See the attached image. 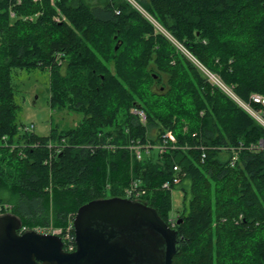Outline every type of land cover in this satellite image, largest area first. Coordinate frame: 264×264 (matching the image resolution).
<instances>
[{"label": "trees", "instance_id": "16d2710c", "mask_svg": "<svg viewBox=\"0 0 264 264\" xmlns=\"http://www.w3.org/2000/svg\"><path fill=\"white\" fill-rule=\"evenodd\" d=\"M135 1L148 16L128 0H0V202L25 228L63 226L135 181L177 229L173 264H264V127L207 74L264 96V0ZM34 67L79 123L22 127L11 75ZM132 142L151 149L137 159Z\"/></svg>", "mask_w": 264, "mask_h": 264}, {"label": "water", "instance_id": "95a60500", "mask_svg": "<svg viewBox=\"0 0 264 264\" xmlns=\"http://www.w3.org/2000/svg\"><path fill=\"white\" fill-rule=\"evenodd\" d=\"M71 222L76 247L67 252L59 235L20 232L17 215H0V264H173L178 252L177 229L141 200L92 199Z\"/></svg>", "mask_w": 264, "mask_h": 264}, {"label": "rangeland", "instance_id": "374dc122", "mask_svg": "<svg viewBox=\"0 0 264 264\" xmlns=\"http://www.w3.org/2000/svg\"><path fill=\"white\" fill-rule=\"evenodd\" d=\"M139 11L148 16L144 9L135 1L128 0ZM90 4H102L103 0H86ZM60 12V11H58ZM53 19L57 22L64 20V15L56 13ZM154 24L161 30L160 25L154 21ZM12 84L14 86V99L17 104V114L23 128L30 129L38 135H46L52 126L59 128L70 127L80 122L81 115L68 108L62 110L51 109L48 103V81L47 70H40L37 67L12 71ZM181 193L178 189L172 191V209L180 205ZM174 213V212H173ZM74 216L69 215L67 223L63 226H57L50 221L49 227H67ZM71 220V221H70ZM38 227V226H37ZM32 227V228H37Z\"/></svg>", "mask_w": 264, "mask_h": 264}, {"label": "built area", "instance_id": "2783aa9c", "mask_svg": "<svg viewBox=\"0 0 264 264\" xmlns=\"http://www.w3.org/2000/svg\"><path fill=\"white\" fill-rule=\"evenodd\" d=\"M20 0H16V2ZM210 79L219 86L221 90L227 93L239 106H241L246 112H248L258 123H260L264 127V116H263V107H264V96L258 93L251 95L252 103L245 102L244 100L240 99L236 96L233 92L232 88L223 83L218 77L214 74L207 72ZM132 111L137 113L140 116V120L145 122L146 116L141 109L133 108ZM27 129V128H25ZM30 130V129H28ZM168 141H174V135L167 131L162 136V142L158 143L156 147L158 148L160 153H163L168 146ZM129 149L134 153V156L137 159H141L143 152L148 151L151 149L150 144H142L139 142H132L128 145ZM260 149L263 151L264 154V143L261 141L259 144ZM145 150V151H144ZM238 159V154L234 149L232 155L230 157V165H234L236 160ZM177 167H174V170ZM179 180L178 176L173 177L171 180H167L162 184V187L165 189H169L172 183H177ZM145 193L144 189H140L139 184L135 181L130 183L123 192V195L126 197H130L132 199H141L142 195ZM12 205L8 202H0V214L7 213L11 210ZM172 222V221H171ZM173 224V222L171 223ZM35 230L41 233H52L57 234L61 237L63 242V249L67 252H71L75 250L76 244L74 240V233L72 228V223H70L67 227H37L34 228ZM25 227H23L20 231H24Z\"/></svg>", "mask_w": 264, "mask_h": 264}, {"label": "crops", "instance_id": "0c3cea01", "mask_svg": "<svg viewBox=\"0 0 264 264\" xmlns=\"http://www.w3.org/2000/svg\"><path fill=\"white\" fill-rule=\"evenodd\" d=\"M71 221V220H70Z\"/></svg>", "mask_w": 264, "mask_h": 264}]
</instances>
